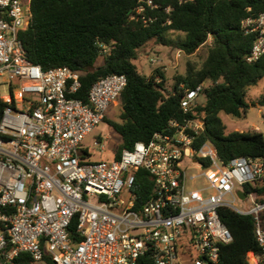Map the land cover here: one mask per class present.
Segmentation results:
<instances>
[{
	"label": "built area",
	"instance_id": "2783aa9c",
	"mask_svg": "<svg viewBox=\"0 0 264 264\" xmlns=\"http://www.w3.org/2000/svg\"><path fill=\"white\" fill-rule=\"evenodd\" d=\"M32 17L31 0H0V264L21 253L52 264H224L221 249L233 237L220 218L223 207L253 216L262 255L246 264H264V193L256 191L264 185V157L223 162L212 143L195 146L204 121L185 117L117 159L91 160L84 140L117 104L127 77H104L86 101L78 97V72L28 60L20 35ZM241 26L254 36L246 61L255 63L264 55V11ZM181 88L186 115L204 86ZM94 145L105 151L101 139ZM141 169L152 196L138 207Z\"/></svg>",
	"mask_w": 264,
	"mask_h": 264
},
{
	"label": "trees",
	"instance_id": "16d2710c",
	"mask_svg": "<svg viewBox=\"0 0 264 264\" xmlns=\"http://www.w3.org/2000/svg\"><path fill=\"white\" fill-rule=\"evenodd\" d=\"M152 4L147 0H31L32 22L20 35L27 58L44 70L66 66L78 72L82 84L78 97L85 101L98 80L112 74L127 77L118 100L120 120L104 118L122 139L115 159L124 149H132L140 141L147 143L155 133L167 130L171 120L185 117L204 121L205 130L195 146L212 143L223 162L264 157L263 132H227L221 117L222 113L234 118L246 116L247 91L264 78V55L255 63L246 61L254 36L245 35L241 26L247 17L264 11V0H152ZM140 7L143 10L138 12ZM172 33L180 36L173 37ZM154 44L188 56L207 45V57L201 65L188 62L186 72L174 77L173 88L168 91L160 69L146 77L136 63ZM102 45L107 48L104 53ZM200 84L204 86L200 95L204 100H197L185 115L181 85L193 89ZM254 105H264V96ZM136 173L140 207L152 196V180L142 169ZM245 187L251 190L249 185ZM256 191L263 194L264 185ZM219 215L233 237L221 249L224 264H246L251 255H262L252 215L226 207L219 209ZM261 218L264 226V213ZM75 229L76 221L69 228L74 240ZM12 264L52 262L47 256L35 262L28 253H21Z\"/></svg>",
	"mask_w": 264,
	"mask_h": 264
},
{
	"label": "rangeland",
	"instance_id": "374dc122",
	"mask_svg": "<svg viewBox=\"0 0 264 264\" xmlns=\"http://www.w3.org/2000/svg\"><path fill=\"white\" fill-rule=\"evenodd\" d=\"M171 35L173 37L180 36L178 33H172ZM209 44L210 42L208 41L207 45ZM207 45L201 47L195 54L188 56L179 50L154 44L148 47L140 55L136 63L138 65L139 72L146 77L154 75L155 71L160 69L165 75V88L168 91H171L175 82L174 77L186 72L188 62L201 65L206 59ZM153 61L156 62L154 63ZM101 62L102 59L100 58L99 63ZM158 79L161 80L159 77ZM262 96H264V78L261 79L257 85L250 87L247 91L249 109L246 116L234 118L224 113L221 114V117L226 125V131L247 132L255 129L264 133V105H254V103ZM198 100L203 101L204 98L201 96ZM119 115L120 103L117 102L115 106H111L108 109L106 116L110 120L119 121ZM97 139H101L105 146V151H101L100 147L94 145V141ZM121 143V136L106 121H102L84 140V145L89 149L91 154L90 158L93 161H112L115 158L116 150ZM227 199L229 201H233L230 196H227ZM234 204L239 209L248 208V201L237 200Z\"/></svg>",
	"mask_w": 264,
	"mask_h": 264
},
{
	"label": "water",
	"instance_id": "95a60500",
	"mask_svg": "<svg viewBox=\"0 0 264 264\" xmlns=\"http://www.w3.org/2000/svg\"><path fill=\"white\" fill-rule=\"evenodd\" d=\"M238 196H239L241 199H244V198H245V194H244L242 191H238Z\"/></svg>",
	"mask_w": 264,
	"mask_h": 264
}]
</instances>
